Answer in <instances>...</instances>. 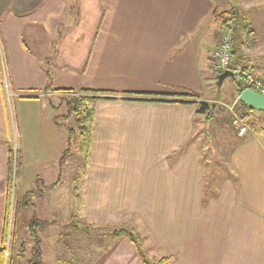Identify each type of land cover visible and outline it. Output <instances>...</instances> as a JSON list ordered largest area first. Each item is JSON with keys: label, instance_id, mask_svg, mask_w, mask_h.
Segmentation results:
<instances>
[{"label": "crops", "instance_id": "obj_1", "mask_svg": "<svg viewBox=\"0 0 264 264\" xmlns=\"http://www.w3.org/2000/svg\"><path fill=\"white\" fill-rule=\"evenodd\" d=\"M68 5L0 0V118L7 98L37 104L60 94L43 91L45 69L53 88L146 94L93 102L87 163L76 181L81 217L131 213L154 239L151 257L168 256L167 264H264V110L236 90L230 105L249 131L216 120L234 132L230 172L218 186L202 161L204 113L190 102L207 99L214 72L213 8L243 10L251 33L237 66L264 76V0H90L82 21ZM188 90L199 99L169 95ZM7 146L1 137L0 231Z\"/></svg>", "mask_w": 264, "mask_h": 264}, {"label": "rangeland", "instance_id": "obj_2", "mask_svg": "<svg viewBox=\"0 0 264 264\" xmlns=\"http://www.w3.org/2000/svg\"><path fill=\"white\" fill-rule=\"evenodd\" d=\"M65 1L69 4L67 10L75 17L82 15L81 21L87 18L83 8L90 0H79L78 4L74 0ZM248 29L251 30L250 26ZM217 73L212 72L210 81L205 84L207 103L216 105L208 108L203 114L204 121L201 120L204 122L201 155L208 171L207 178L219 186L222 178L230 172L228 154L234 132L232 128L227 130L223 126L214 127V124L218 119L222 125L228 118L227 123L232 124L229 107L237 88L232 76L225 77L218 87ZM62 96L67 94L43 98L37 104L29 99L10 97L5 100V116L0 118V139L5 137L10 147L19 150L23 163L21 176L19 174L13 181L9 231L5 242L6 262L31 264L29 260L38 249L39 261L43 264H145L128 235L121 233L114 237V230L123 225L138 235L142 250L151 257L152 253L146 246L154 239L146 228L139 226V221L131 213H95L87 216L89 221L79 214L85 201L74 177L81 181L85 168L81 165L83 158L76 138L68 137L67 126L75 127V115L65 120L58 117L57 122L53 120V116L66 112ZM208 113L209 118L205 119ZM30 134H37L38 141H33ZM58 173L57 183L47 188L48 183L56 180ZM43 191L46 194L42 196ZM72 210H76L82 220L81 226L87 231L68 228ZM33 217L42 221L34 237L28 230Z\"/></svg>", "mask_w": 264, "mask_h": 264}, {"label": "trees", "instance_id": "obj_3", "mask_svg": "<svg viewBox=\"0 0 264 264\" xmlns=\"http://www.w3.org/2000/svg\"><path fill=\"white\" fill-rule=\"evenodd\" d=\"M212 22L213 24L218 25L226 22L228 20L232 21L233 24V32L231 37V53H232V63L230 65V69L236 67L240 64L244 56V45H245V36L251 33L249 31V23L246 18L243 10L237 9H227V10H218L217 8L212 9ZM242 67H247L245 65H241ZM229 69V70H230ZM47 83L43 87V91L53 90L60 94H67L66 97L62 96V100L64 101L66 112L62 115L53 116L54 122H57L58 117L62 119H67L70 115H75L74 123L75 127L67 126L68 129V137L71 139L75 137L77 140V145L79 148V153H81L83 161L82 167L84 168L87 163V156L90 147V132H91V119L94 113L93 102L97 99H114L113 96H108V94H117L121 93L123 95H146L144 93H136V92H115V91H107V90H93L87 88H53L51 87L49 81L48 70L45 69ZM237 91L240 93L243 88L236 84ZM172 96H180L184 98H195L199 99V94L197 92L188 90L185 93H173L169 94ZM131 97H124V99H132ZM161 101H169V100H161ZM173 101V100H172ZM191 103H196L197 112L204 113L208 110V108H212L206 100H197L190 101ZM61 103V101H60ZM53 106V105H52ZM54 107V106H53ZM215 107V104H214ZM209 113L205 116V119L209 118ZM241 117H244V114L241 113ZM74 138V139H75ZM67 150V149H66ZM63 157V156H62ZM22 164V156L18 149L12 148L9 145L7 146V161H6V177H5V189H6V198H5V216H4V224L0 231V264H7L5 250L7 249L5 246L6 237L8 234V224H9V212L11 208V197H12V189H13V181L20 174ZM74 180H77L74 177ZM58 181V177L54 182L49 184V186H53ZM80 216L76 212V210H72L69 213V221L67 223L68 228L77 230V231H87V229L81 226L82 220H80ZM42 221H39L36 217H33L30 220V224H28V230L32 237H34L35 232L39 228V224ZM86 229V230H85ZM36 230V231H35ZM114 237L123 233L128 235L135 245L138 253L143 259L145 264H167L168 256H162L158 259L154 257H149L145 254V251L142 249V242H140V238L136 233L129 231L126 227L121 225L118 230H114ZM39 253L38 249L35 250L33 257L30 258L29 262L31 264H43L39 261Z\"/></svg>", "mask_w": 264, "mask_h": 264}, {"label": "built area", "instance_id": "obj_4", "mask_svg": "<svg viewBox=\"0 0 264 264\" xmlns=\"http://www.w3.org/2000/svg\"><path fill=\"white\" fill-rule=\"evenodd\" d=\"M233 24L231 20L223 22L217 28V45L212 53L211 67L214 71L230 69L232 63L231 37ZM233 79L241 88L252 89L264 95V76L256 75L250 68L236 66L230 69ZM232 109V107H230ZM232 125L238 134L243 135L249 131V125L238 114L233 112Z\"/></svg>", "mask_w": 264, "mask_h": 264}, {"label": "water", "instance_id": "obj_5", "mask_svg": "<svg viewBox=\"0 0 264 264\" xmlns=\"http://www.w3.org/2000/svg\"><path fill=\"white\" fill-rule=\"evenodd\" d=\"M227 76H232L230 70H224L216 74V84L219 87L223 79ZM239 99L242 100L245 104L255 109L264 110V95L249 89L245 88L239 93Z\"/></svg>", "mask_w": 264, "mask_h": 264}]
</instances>
